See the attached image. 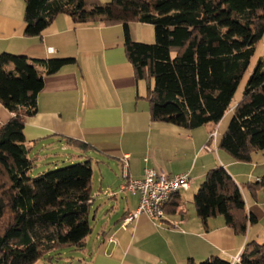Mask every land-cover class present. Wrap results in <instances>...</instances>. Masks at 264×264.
Wrapping results in <instances>:
<instances>
[{
  "label": "trees",
  "instance_id": "1",
  "mask_svg": "<svg viewBox=\"0 0 264 264\" xmlns=\"http://www.w3.org/2000/svg\"><path fill=\"white\" fill-rule=\"evenodd\" d=\"M23 2L28 37L41 36L59 15L79 25H121L135 78L149 86L153 122L187 130L210 126L214 132L230 112L218 148L240 163H250L253 154L264 151V56L233 104L264 34V0ZM133 23L151 25L154 42L133 41ZM74 64L73 58L0 54V104L13 114L0 127V264L59 262L63 252L82 249L91 233L90 161L32 176L36 164L23 136L26 119L37 111L44 76ZM243 191L253 197L262 192L264 199V176L240 188L222 167L209 170L193 196L196 216L203 226L220 216L236 234L245 235L256 219L245 211ZM198 264L231 263L210 257ZM238 264H264V243L247 242Z\"/></svg>",
  "mask_w": 264,
  "mask_h": 264
},
{
  "label": "crops",
  "instance_id": "2",
  "mask_svg": "<svg viewBox=\"0 0 264 264\" xmlns=\"http://www.w3.org/2000/svg\"><path fill=\"white\" fill-rule=\"evenodd\" d=\"M23 15V0H0V54L75 60L74 65L44 76L37 111L23 128L30 158L34 162L43 159L45 164L49 155L61 151L71 163L85 159L108 171L110 166L118 170L117 174L111 171L112 177H100L96 186L92 178L90 223L99 229L95 239L86 238L80 250L63 252L62 262L35 264H187L189 260L198 264L210 257L231 263L247 242L264 243V225L255 228L264 218L261 192L254 197L242 192L246 213L256 219L245 235L236 234L220 216L203 226L192 202L209 170L222 167L241 188L260 180L264 165H253L247 174L251 176L244 177L237 170L240 162L218 148L219 132L215 150L203 149L211 145L210 126L187 130L153 122L149 86L135 78L121 25H79L59 15L41 36L28 37ZM12 116L0 104V127ZM124 157L128 176L134 180L143 179L149 169L168 175L189 174L191 188L174 195L164 206L165 220L150 221L142 215L122 227L123 218L136 210L139 199L137 193L119 191Z\"/></svg>",
  "mask_w": 264,
  "mask_h": 264
},
{
  "label": "built area",
  "instance_id": "3",
  "mask_svg": "<svg viewBox=\"0 0 264 264\" xmlns=\"http://www.w3.org/2000/svg\"><path fill=\"white\" fill-rule=\"evenodd\" d=\"M218 132L215 130L209 137L212 145H205L203 149L207 152L216 148ZM213 147V148H212ZM127 157L123 158L122 184L119 191L137 193L139 196L136 210L128 213L122 220V227H126L139 216H145L150 221H163L164 206L179 192H186L191 188L192 180L188 173L168 175L155 170H145L144 177L140 180L131 179L127 173ZM240 256L235 257L231 264H238Z\"/></svg>",
  "mask_w": 264,
  "mask_h": 264
},
{
  "label": "rangeland",
  "instance_id": "4",
  "mask_svg": "<svg viewBox=\"0 0 264 264\" xmlns=\"http://www.w3.org/2000/svg\"><path fill=\"white\" fill-rule=\"evenodd\" d=\"M99 3H108L111 0H97ZM132 29V33H131V39L134 38L133 41L135 42H140V43H145V44H152L154 42V31H153V27L151 25H145V24H132L131 26ZM264 56V34L261 38V40L259 41V43L257 44L256 48H255V52L254 55L250 61V64L248 66V69L243 77V79L241 80L239 86L237 87V90L234 94V98H233V104L237 103L242 96V92L244 90V87L246 85V81L249 77V75L252 73L254 67L257 64V61L262 58ZM230 112H228L223 119L221 120V122L219 123V125L217 126L216 130L217 132H219V135L222 134V132H224L227 128L228 122L230 120ZM67 157L65 155V153L61 152V151H55L52 153V155L48 156V159L46 161L45 164H42L43 159L37 162H34L36 164L35 169L33 170V172L31 173L32 176H36L37 174H41L43 172H46L48 170H55L58 168H63L72 164H76L79 162H85V159H81V160H74L72 163L71 161H67ZM240 165L242 166H238L237 170H239L244 177H248L251 175H247L250 174L251 170L254 168V166L259 165L260 167L264 165V151L255 153L252 155V161L250 164L248 163H240ZM254 165V166H253ZM92 169H93V179H94V185L96 186V184L98 183L100 177H112L113 174L111 171H114L117 174V168H113L112 166H110V170L108 171L106 169H104L103 167L99 166L97 167L94 163H91ZM262 194V192H261ZM263 195V194H262ZM260 223V222H258ZM255 226L256 229H260L261 226L259 225H264V218L261 219V223ZM91 224V233L90 235L87 237L90 238L92 237L93 239H95L96 237V233L99 230L95 225L92 226ZM67 252V251H66ZM63 259L60 260V262H62Z\"/></svg>",
  "mask_w": 264,
  "mask_h": 264
}]
</instances>
